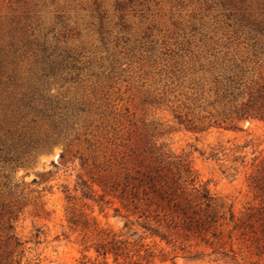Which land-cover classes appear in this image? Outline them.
I'll use <instances>...</instances> for the list:
<instances>
[{
    "label": "rangeland",
    "instance_id": "obj_1",
    "mask_svg": "<svg viewBox=\"0 0 264 264\" xmlns=\"http://www.w3.org/2000/svg\"><path fill=\"white\" fill-rule=\"evenodd\" d=\"M237 65L264 75V0H0V233L13 217L22 262L101 261L84 251L94 228L137 220L115 185L181 157L226 220L206 240L143 234L149 264H264L247 225L264 121L195 132L176 118L214 120V78Z\"/></svg>",
    "mask_w": 264,
    "mask_h": 264
},
{
    "label": "trees",
    "instance_id": "obj_2",
    "mask_svg": "<svg viewBox=\"0 0 264 264\" xmlns=\"http://www.w3.org/2000/svg\"><path fill=\"white\" fill-rule=\"evenodd\" d=\"M214 103L221 109L211 114L215 119L202 117L197 120L176 115L179 124L189 130L204 131L211 126L236 127L242 120L258 119L264 121V75H247V70L237 65L228 68L214 78ZM212 102V103H213ZM62 156V155H61ZM163 162V161H162ZM259 173L253 177L252 186L261 198L259 206L249 208L247 225L258 239L264 238V163ZM115 196L131 211L137 214V220L128 216L123 229L127 232L116 233L112 230L94 228L97 239L85 245V252L94 250L96 260L90 262L87 253L79 264H149L158 256L146 247L143 234L159 237L166 243H172V235L183 232L185 235L207 239V235L217 236L219 228L226 220L225 213L217 208V201L207 184L199 183L198 176L187 158L168 160L163 165L147 166L135 173L127 174L123 182L115 185ZM102 200V198H101ZM229 220H234L231 206L228 209ZM76 215L71 220L76 224ZM10 217L0 233V264H24L23 251L20 249L27 241H22L16 232V226ZM156 225H154L152 222ZM135 222L143 229H133ZM84 225H87L84 222ZM174 231V232H173ZM36 237H39L37 233ZM196 257V254L192 255ZM85 259V260H84Z\"/></svg>",
    "mask_w": 264,
    "mask_h": 264
}]
</instances>
